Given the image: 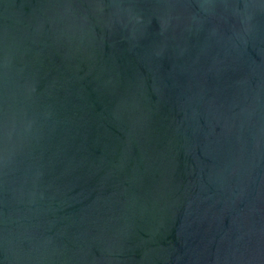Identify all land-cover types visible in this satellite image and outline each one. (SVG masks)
<instances>
[{"label": "water", "instance_id": "95a60500", "mask_svg": "<svg viewBox=\"0 0 264 264\" xmlns=\"http://www.w3.org/2000/svg\"><path fill=\"white\" fill-rule=\"evenodd\" d=\"M0 264H264V0H0Z\"/></svg>", "mask_w": 264, "mask_h": 264}]
</instances>
